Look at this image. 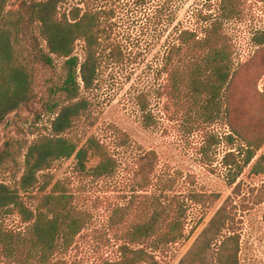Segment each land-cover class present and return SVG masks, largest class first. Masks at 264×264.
Listing matches in <instances>:
<instances>
[{
  "label": "rangeland",
  "instance_id": "obj_1",
  "mask_svg": "<svg viewBox=\"0 0 264 264\" xmlns=\"http://www.w3.org/2000/svg\"><path fill=\"white\" fill-rule=\"evenodd\" d=\"M226 1L69 0L62 6L66 12H104L102 50L106 55L110 49L122 51L104 57L101 86L93 92L94 117L82 119L68 134L81 144L94 135L104 141L118 160L116 173L102 178L82 174L73 157L56 161L45 171L50 178L41 177L42 184L51 180L45 192L61 181L86 218L69 259L82 264L112 259L129 231L149 222L161 264H264V145L241 173L227 165L245 156L234 129L252 138L264 135V45L254 40L264 28V0H233L230 18L223 10ZM202 15L224 19L237 69L228 92L229 117L215 112L212 122L175 97L163 72L179 30L203 33ZM76 48L82 60L83 42ZM53 64L33 62L35 98L0 124V183L18 184L28 147L50 133L55 115L49 102H64L59 88L66 77L65 59L54 56ZM141 94L147 98L145 111ZM151 150L158 165L151 186L142 189L136 161ZM96 163L93 159L90 165ZM42 195L35 189L24 199L36 207ZM217 218L221 235L215 238L218 230L212 228L207 236L206 228ZM172 219L184 221V235L167 243L163 235ZM0 224L14 231L26 227L16 211L0 214Z\"/></svg>",
  "mask_w": 264,
  "mask_h": 264
},
{
  "label": "trees",
  "instance_id": "obj_2",
  "mask_svg": "<svg viewBox=\"0 0 264 264\" xmlns=\"http://www.w3.org/2000/svg\"><path fill=\"white\" fill-rule=\"evenodd\" d=\"M68 1L0 0V124L35 98L34 61L52 67L57 56L65 59L67 70L59 88L65 95L64 102L52 98L48 104L49 112L55 115L50 133L42 134L28 147L24 174L18 184L0 183V214L16 211L26 225L14 231L0 224V264H82L68 256L78 249L77 238L87 226L86 218L73 206L72 195L61 181L45 192L51 180L42 184L41 177L50 178L45 171L56 161L73 157L80 173L95 178L112 176L118 168L115 155L99 137L90 136L81 144L68 135L79 121L94 117L93 92L101 86L104 57L122 54L119 48L110 49L107 55L102 50L104 12L95 9L82 12L80 8L63 11L62 6ZM232 2L227 0L223 6L225 18H230ZM202 20L207 25L201 36L195 30H179L166 55L163 72L175 97L188 103L190 111L195 110L212 122L215 112H224L229 117L228 92L237 69L224 19L202 15ZM254 40L258 46L264 45V28ZM40 41L45 43L44 48ZM78 42H83L82 60L75 54ZM22 44L31 50H25ZM138 99L145 111L146 96L141 94ZM233 133L240 139L245 156L242 161L232 159L227 165H236L241 173L263 147L264 135L252 138L235 129ZM93 159L97 163L90 165ZM136 163L138 185L147 189L158 165L157 154L148 151L139 155ZM35 189L43 193L41 204L30 207L24 196ZM218 221L213 219L211 227L206 228L207 236L212 228L218 230L213 234L215 238L221 235ZM154 228L149 222L133 228L120 243L116 257L101 264H161L152 245ZM184 230L183 220L172 219L163 236L167 243H176Z\"/></svg>",
  "mask_w": 264,
  "mask_h": 264
}]
</instances>
